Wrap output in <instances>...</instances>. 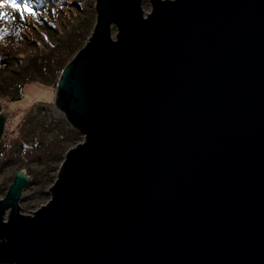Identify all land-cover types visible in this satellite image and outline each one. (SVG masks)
<instances>
[{
    "label": "water",
    "instance_id": "95a60500",
    "mask_svg": "<svg viewBox=\"0 0 264 264\" xmlns=\"http://www.w3.org/2000/svg\"><path fill=\"white\" fill-rule=\"evenodd\" d=\"M143 2L95 0L53 102L83 141L32 215L16 172L0 264H264V0Z\"/></svg>",
    "mask_w": 264,
    "mask_h": 264
},
{
    "label": "trees",
    "instance_id": "16d2710c",
    "mask_svg": "<svg viewBox=\"0 0 264 264\" xmlns=\"http://www.w3.org/2000/svg\"><path fill=\"white\" fill-rule=\"evenodd\" d=\"M61 1V8L66 7L63 11L71 13L80 22L70 29L65 39L58 40L51 36L54 35L52 27L43 12L45 0H2L4 7L0 10L12 18L9 21L6 15L0 19V96L3 98V110L9 111L7 102L24 97L28 84L47 85L55 90L62 70L88 40L95 23V2ZM8 3L19 11L21 23L8 11ZM24 8L31 9V13L23 12L22 18ZM28 48H38V52L26 66L18 68L21 54ZM52 104L43 102L35 109L37 112L31 109L16 129L5 128L0 138V170L8 166H16V172L27 169L30 180L26 187L37 185L39 193H45L46 186L53 183L52 173L59 170L66 152L83 140L81 133L53 114ZM34 164L41 169L34 168Z\"/></svg>",
    "mask_w": 264,
    "mask_h": 264
},
{
    "label": "rangeland",
    "instance_id": "374dc122",
    "mask_svg": "<svg viewBox=\"0 0 264 264\" xmlns=\"http://www.w3.org/2000/svg\"><path fill=\"white\" fill-rule=\"evenodd\" d=\"M93 1L95 2V0ZM60 2L62 1L45 0L43 7L44 8L43 12L47 14L48 23L52 27V31L54 34L51 36L57 38L58 40L65 39L70 29L73 28L75 24L77 25L80 22L79 19L76 18L71 13L64 12L63 9L66 7L64 6V8L62 9L61 5L59 4ZM6 5L8 6L9 9L8 11L11 13V15L17 20L18 23H21L19 20L20 18L19 11H16V9L10 6L9 3ZM143 9L145 13H149L151 11V3L149 2V0H144ZM93 11L96 18V12L94 7H93ZM7 17L9 18V21L12 20V18L9 17V15H7ZM39 29L41 31L45 30L43 28H39ZM113 32L114 33L116 32L115 27L113 28ZM37 52H38V48H33V49L28 48L27 50L24 51V53L22 52L18 68L26 66L31 61V59L37 54ZM55 92L56 89L53 90V88L47 85H41V84L26 85L24 97L20 100L7 102L6 107L9 110L8 112L7 110H3V109H1L0 111V115L4 111L8 113L7 118L13 116L12 118H9L10 122H7L8 123L7 129L8 130L16 129L17 125L21 123L24 118H26L28 112L31 109L37 110L39 106L43 105V102H47V103L54 102ZM2 100L3 98L0 96L1 103ZM50 109L52 110L53 114L56 117L66 120L65 114L61 110H59L54 103L50 105ZM36 110L35 112H37ZM82 141H79L78 143ZM33 167L38 170L41 169V167L37 164H34ZM22 171H24L29 176L27 169H22ZM15 174H16V166H8L3 170H0V199H3L7 194L8 188L12 184ZM57 175H58V171L52 173V176H54V181L56 180ZM52 184L46 186V188L44 189L45 193H39L40 190L38 191L37 185H32L28 188L25 187L22 191L21 199L19 201L21 213L25 215H32L33 212H35L41 206L47 204L48 201L51 199V194L49 190Z\"/></svg>",
    "mask_w": 264,
    "mask_h": 264
},
{
    "label": "snow or ice",
    "instance_id": "6c2138e0",
    "mask_svg": "<svg viewBox=\"0 0 264 264\" xmlns=\"http://www.w3.org/2000/svg\"><path fill=\"white\" fill-rule=\"evenodd\" d=\"M3 7H4V4H3L2 0H0V9H3ZM16 7L19 8L18 5H16ZM25 11L31 13V9H29V8H24V9L22 10V12H21V17H22V18H23V12H25ZM6 15H7V14H6L4 11L0 10V19L5 18Z\"/></svg>",
    "mask_w": 264,
    "mask_h": 264
},
{
    "label": "built area",
    "instance_id": "2783aa9c",
    "mask_svg": "<svg viewBox=\"0 0 264 264\" xmlns=\"http://www.w3.org/2000/svg\"><path fill=\"white\" fill-rule=\"evenodd\" d=\"M12 117H13V116H10L9 118H12ZM9 118L7 119V122H10V121H9V120H10ZM6 124H8V123H6Z\"/></svg>",
    "mask_w": 264,
    "mask_h": 264
}]
</instances>
